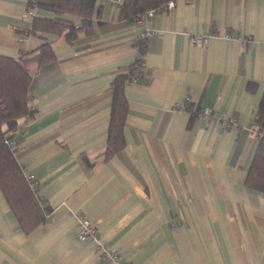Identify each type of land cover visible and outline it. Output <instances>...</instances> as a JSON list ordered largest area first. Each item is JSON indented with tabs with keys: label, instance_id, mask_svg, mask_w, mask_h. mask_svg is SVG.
Segmentation results:
<instances>
[{
	"label": "crops",
	"instance_id": "obj_1",
	"mask_svg": "<svg viewBox=\"0 0 264 264\" xmlns=\"http://www.w3.org/2000/svg\"><path fill=\"white\" fill-rule=\"evenodd\" d=\"M29 1L0 0V54L50 41L53 58L28 68L35 111L10 139L49 211L25 231L0 188V264H264V194L244 182L264 92V0H173L155 11L146 76L123 87L125 143L109 154L112 81L139 54L145 25L99 0L93 32L69 41L33 31ZM78 216L97 227L95 240L78 237Z\"/></svg>",
	"mask_w": 264,
	"mask_h": 264
},
{
	"label": "trees",
	"instance_id": "obj_2",
	"mask_svg": "<svg viewBox=\"0 0 264 264\" xmlns=\"http://www.w3.org/2000/svg\"><path fill=\"white\" fill-rule=\"evenodd\" d=\"M173 0H121L118 19L135 21L148 9L160 10ZM99 0H30L29 9L48 10L50 14L32 16L31 28L35 32L48 31L73 41L80 32L90 34L94 30V15L100 6ZM139 54L130 62L125 72L112 81L111 108L106 151L112 153L125 143L123 123L127 112L124 96L126 81L141 80L146 76L143 55L146 38L136 39ZM53 58L50 41L44 40L35 48L25 51L18 58L0 54V188L3 190L21 227L28 231L45 219L49 208L37 196V183L30 180L19 165L14 146L10 140L20 128V119L32 115L35 107L31 104V75L29 65L41 64ZM143 67V68H141ZM255 82L246 84L253 89ZM186 106L200 115L197 103L185 102ZM252 127L258 141L251 161L244 175L247 186L264 194V92L255 110Z\"/></svg>",
	"mask_w": 264,
	"mask_h": 264
},
{
	"label": "built area",
	"instance_id": "obj_3",
	"mask_svg": "<svg viewBox=\"0 0 264 264\" xmlns=\"http://www.w3.org/2000/svg\"><path fill=\"white\" fill-rule=\"evenodd\" d=\"M115 3L116 7L119 8V5L121 3V0H113ZM172 3V1L169 2V4ZM168 4V5H169ZM156 10L154 9H148L147 11L144 12V14L136 19L134 23L136 25L144 24L145 28L140 31L137 35V38L139 39H145L151 32V27L148 25L150 18L153 16ZM34 9H29L28 15H33ZM193 41L194 42H206L207 36L206 35H195L193 36ZM241 43L243 45H251L253 44L252 39L249 37H244L241 40ZM143 68V67H141ZM132 81H135L133 78ZM200 114L205 116V117H212L214 119H224L223 116L220 114L216 113L213 111V109L204 107L200 109ZM78 227H77V234L78 237L81 240H85L87 238H91L93 240L96 239V233H97V227L90 222V220L84 216H78ZM106 250V248H104ZM107 251V250H106ZM112 258H115V254L112 255Z\"/></svg>",
	"mask_w": 264,
	"mask_h": 264
}]
</instances>
